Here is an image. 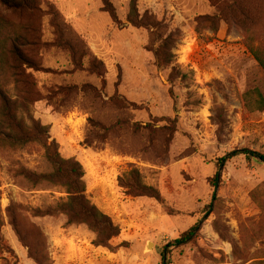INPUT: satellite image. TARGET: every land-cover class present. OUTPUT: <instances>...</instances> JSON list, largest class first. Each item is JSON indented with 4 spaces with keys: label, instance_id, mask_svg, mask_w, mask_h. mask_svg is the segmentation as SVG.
I'll return each mask as SVG.
<instances>
[{
    "label": "rangeland",
    "instance_id": "rangeland-1",
    "mask_svg": "<svg viewBox=\"0 0 264 264\" xmlns=\"http://www.w3.org/2000/svg\"><path fill=\"white\" fill-rule=\"evenodd\" d=\"M110 1L120 24L100 0H33L34 10L0 0V88L80 163L88 199L118 231L112 247L97 245L55 210L63 188L24 178L51 170L40 144L0 146V264H161L162 247L198 221L169 264H264V164L237 156L219 165L234 149L264 154V111L243 104L250 89L264 94L254 56L264 58V0H249L240 24L210 0H136L137 14L169 38L164 69L151 29L127 21L131 0ZM30 32L41 70L22 93L13 65ZM136 174L158 198L133 196Z\"/></svg>",
    "mask_w": 264,
    "mask_h": 264
},
{
    "label": "trees",
    "instance_id": "trees-1",
    "mask_svg": "<svg viewBox=\"0 0 264 264\" xmlns=\"http://www.w3.org/2000/svg\"><path fill=\"white\" fill-rule=\"evenodd\" d=\"M101 9L106 12L115 24H120L117 18L115 9L110 0H100ZM214 1V6L220 18L225 21H232L235 24H240V16H246L249 0H210ZM13 8L35 9L33 0H20L13 2ZM136 0H131L129 4V13L127 21L135 27H149L151 29L150 40L155 46L152 48L154 62L157 68L164 69L168 66L171 53L169 49L172 47L169 43V38L161 39L157 33V24L152 23L150 19L144 20L136 11ZM37 32H30L31 41L24 42L22 47L25 50L21 53L15 51L16 63L13 65L15 70L14 75L17 77L15 86L17 85L21 92H25L29 88L35 86L32 72L40 71L41 68L38 62L34 59L33 51L39 47V39ZM19 39V38H17ZM15 47V46H14ZM13 47V49H14ZM255 59L264 71V58H260L254 52ZM93 70L99 77H102V72L96 71L94 65ZM19 77V78H18ZM87 86H73L70 88L57 87L55 91L65 94L69 90L79 89L86 90ZM125 108L137 109V105L128 102L122 97H114ZM20 98H12L4 93L0 88V146L14 149H21L29 144L38 143L44 149V158L49 163L51 170L49 172H33L23 171L24 178L33 185L36 183H46L49 185L59 186L65 190L66 197L60 199L55 210L63 213L66 217V224H84L89 230L95 233L97 245L112 247L113 238L118 235L117 227L112 224L109 217L97 209L88 199L85 191V183L83 181L84 171L82 166L75 159H65L58 151V143L55 140L49 141L48 131L46 126L38 122H26L23 116L20 115L21 106ZM243 104L249 112L264 111V94L257 88L250 89L243 94ZM244 156L247 159H253L258 163L264 164V154L248 149H234L227 153L219 160V165L227 160ZM136 183V194L133 196H149L158 198L157 191L151 186L141 183L138 174L134 177ZM217 177L213 178V183L216 185ZM210 207V204L208 205ZM200 221L192 225L189 229L181 233L177 238L168 242L162 247L160 252L161 264H169V254L174 248L180 247L191 242L199 230Z\"/></svg>",
    "mask_w": 264,
    "mask_h": 264
},
{
    "label": "water",
    "instance_id": "water-1",
    "mask_svg": "<svg viewBox=\"0 0 264 264\" xmlns=\"http://www.w3.org/2000/svg\"><path fill=\"white\" fill-rule=\"evenodd\" d=\"M150 246H151L150 244H147V248H150Z\"/></svg>",
    "mask_w": 264,
    "mask_h": 264
}]
</instances>
